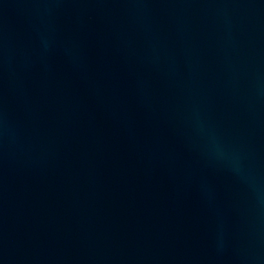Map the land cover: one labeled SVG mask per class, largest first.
<instances>
[{"label": "water", "instance_id": "95a60500", "mask_svg": "<svg viewBox=\"0 0 264 264\" xmlns=\"http://www.w3.org/2000/svg\"><path fill=\"white\" fill-rule=\"evenodd\" d=\"M0 264H264V0H0Z\"/></svg>", "mask_w": 264, "mask_h": 264}]
</instances>
